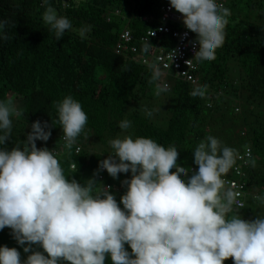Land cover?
Instances as JSON below:
<instances>
[{
	"label": "clouds",
	"instance_id": "1",
	"mask_svg": "<svg viewBox=\"0 0 264 264\" xmlns=\"http://www.w3.org/2000/svg\"><path fill=\"white\" fill-rule=\"evenodd\" d=\"M68 2L64 0L63 4L67 6ZM169 3L182 14L185 28L196 35L193 47L199 45L194 59L185 63L192 67L194 60L214 61L217 50L225 43L230 9L219 0ZM42 4V19L58 41L72 30L73 24L57 13L50 0H42ZM113 13L120 15L121 11L115 8ZM159 18L143 16L142 20L152 26L137 37L128 26L119 33L120 44L121 34H131L127 49L122 45V50L130 49L132 54L128 55L137 63H142L140 57L151 56V41L157 44L171 36L141 42L142 37H148V30L158 25ZM6 23L0 21V40L8 39ZM89 31L90 26H82L80 37L86 38ZM134 42L143 45L142 51L132 46ZM155 49L153 62L145 64L152 81L157 82L155 95L166 93L172 80L199 83L196 74L197 82L192 83L174 70L162 73L156 62V45ZM206 91L207 86L196 87L191 95L204 98ZM55 107L56 122L52 121L51 126L47 121L33 122L26 139L8 148L5 145L12 139L13 117L21 113L12 100H0V230L9 228L12 238L27 254L22 259L16 247L2 245L0 264H105L106 258L112 264H224L229 258L232 264H264L262 205L256 208L262 214L256 218H248V214L244 219L237 212L246 208L250 197L264 204V195L247 191L244 167L252 158L250 146L236 152L209 135L192 150L193 163L198 168L189 174V168L178 163L180 152L175 146L165 148L142 136L114 138L108 141V157L100 160L97 172L81 183L65 175L52 149L37 147V141L50 139L54 123L62 129L67 150L73 148L86 128L88 116L72 95L57 101ZM118 127L126 130L132 127V121L122 119ZM247 150L251 156L240 160L238 156ZM234 165L240 166V175L235 173ZM107 173L113 179L121 173H131L129 179L120 181L126 190L119 203L112 184L99 182L105 181ZM224 179L244 183L243 206L239 193L225 186ZM114 188L121 189L120 185Z\"/></svg>",
	"mask_w": 264,
	"mask_h": 264
},
{
	"label": "trees",
	"instance_id": "2",
	"mask_svg": "<svg viewBox=\"0 0 264 264\" xmlns=\"http://www.w3.org/2000/svg\"><path fill=\"white\" fill-rule=\"evenodd\" d=\"M63 1L50 0V4L71 20L73 28L57 41L42 19V0H0V21L7 22L8 37L0 40V100H12L21 113L13 117L12 139L6 141V147L25 140L37 120L51 126L58 120L55 103L72 95L88 116L77 143L71 150L64 147L58 123L51 127L47 142H36L38 148L54 151L69 179L83 183L92 177L99 161L111 152L110 139L142 136L165 148L175 146L180 152L178 163L190 170L198 167L192 150L201 141L209 135L228 140L224 133L233 130L236 150L244 146L252 149L249 165L244 167L247 191L264 195V15L260 13L264 0H228L224 6L231 17L225 43L214 61H195L199 83L172 80L168 91L159 96L147 65L132 60L128 55L132 52L122 50L118 38L125 26L135 37L142 35L152 26L142 17L159 18L162 4L169 0H70L67 6ZM115 8L120 15L113 13ZM85 25L90 31L82 39L79 29ZM167 37L161 41L166 50L176 41ZM150 43L154 48L156 42ZM132 46L142 51L143 45L134 42ZM202 86H207L205 97L193 98L191 92ZM122 119L132 121V127L119 129ZM130 176L121 173L113 179L107 173L105 181L99 182L112 184L119 203L126 190L120 181ZM247 203L246 208L237 209L242 218L259 215L256 208L262 205L260 201L250 197ZM10 232L7 227L0 230V246L16 247L21 258H26ZM105 264H112L110 258ZM224 264H232V259Z\"/></svg>",
	"mask_w": 264,
	"mask_h": 264
},
{
	"label": "built area",
	"instance_id": "3",
	"mask_svg": "<svg viewBox=\"0 0 264 264\" xmlns=\"http://www.w3.org/2000/svg\"><path fill=\"white\" fill-rule=\"evenodd\" d=\"M219 2L225 5L227 0H219ZM173 26H178V28L176 27L173 29ZM151 32L154 33V35H150ZM166 35H171L176 41H174L173 46L167 50H164L161 41L157 42L156 44L157 49L160 51V53H158L156 56V62L158 63L162 73H168L167 71L174 70L184 81L196 83L197 78L195 73L197 71V65L195 64V60L192 62V67L191 65L185 63V61L194 59L196 52L199 50V45L197 44L195 47H193L192 42L196 39L195 34L185 28L182 22V14L171 8L170 3L162 4L158 25L155 28L148 30V37H142L141 42L144 44L147 39L150 38L162 40V37ZM131 40L132 36L128 31L121 34V45H123L124 49H127L128 44L126 43L130 42ZM134 50L136 49L134 48ZM149 53L151 56L144 55L140 57L142 63L148 64L153 62V58L156 53L155 47L153 48V52L150 51ZM238 110L239 108L237 107L236 111ZM250 156L251 152L250 150H247L245 155H239L238 158L240 160H244L246 157ZM197 168L198 167H191L190 171H194ZM233 169L238 175L242 173L240 166L238 165H234ZM225 182V186H230L234 189V192L239 193L238 199L243 206L241 196L243 193L244 183L231 179H226Z\"/></svg>",
	"mask_w": 264,
	"mask_h": 264
},
{
	"label": "rangeland",
	"instance_id": "4",
	"mask_svg": "<svg viewBox=\"0 0 264 264\" xmlns=\"http://www.w3.org/2000/svg\"><path fill=\"white\" fill-rule=\"evenodd\" d=\"M237 1H238V0H237ZM261 1H263V0H261ZM259 6H261V5H259ZM240 7H243V8H244L243 3L240 4ZM245 13H247V10H246V9H245ZM248 13H249V12H248ZM260 13L264 15V7H263V9H261ZM243 14H244V13H243ZM252 17L255 19V14H253ZM237 131H238V130H237ZM224 134H225V135L227 134L228 140H231V141L229 142V141L226 139V137H222V138H219V140L221 141V144H222L223 146H228V147H231V148H233V149L236 150V147H237V141H236V139H237V134L234 135V131H233V130H228L227 132L225 131ZM220 135H221V131H220V133H218L216 136H220ZM242 148H243V147L238 148V149L236 150V152H241V151H242ZM189 174H191V173H189ZM262 209L264 210V204H262ZM263 214H264V213H263ZM260 215H262V214H259V215H257V216H260ZM249 217L256 218V215H251V214H250V215L248 216V218H249ZM248 218H246V219H248Z\"/></svg>",
	"mask_w": 264,
	"mask_h": 264
}]
</instances>
